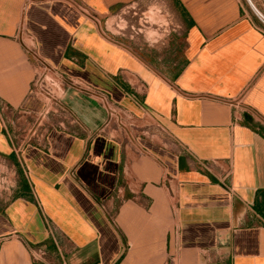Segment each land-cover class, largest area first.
Listing matches in <instances>:
<instances>
[{
	"label": "crops",
	"instance_id": "obj_1",
	"mask_svg": "<svg viewBox=\"0 0 264 264\" xmlns=\"http://www.w3.org/2000/svg\"><path fill=\"white\" fill-rule=\"evenodd\" d=\"M145 1L0 0V264H264V0H164L155 44L106 32Z\"/></svg>",
	"mask_w": 264,
	"mask_h": 264
},
{
	"label": "rangeland",
	"instance_id": "obj_2",
	"mask_svg": "<svg viewBox=\"0 0 264 264\" xmlns=\"http://www.w3.org/2000/svg\"><path fill=\"white\" fill-rule=\"evenodd\" d=\"M149 2L150 4H147L146 0L139 4H131L119 10L117 15L111 14L105 23L106 32L129 44L138 40L155 44L175 37L177 32L172 29L175 28L177 18L167 10L163 4L164 0ZM254 4L257 10L264 13V8L256 1ZM18 175L16 166H13L10 160L0 157V207L16 194Z\"/></svg>",
	"mask_w": 264,
	"mask_h": 264
},
{
	"label": "built area",
	"instance_id": "obj_3",
	"mask_svg": "<svg viewBox=\"0 0 264 264\" xmlns=\"http://www.w3.org/2000/svg\"><path fill=\"white\" fill-rule=\"evenodd\" d=\"M253 11L260 24L262 31L264 32V13L257 10L256 8H254ZM33 59L34 60L36 59L35 56L33 57ZM36 61L39 60L36 59ZM45 71H44V76L42 78H36V80L34 81V85L35 88L38 89V91L43 95L45 99L43 113L47 114L48 112H50L52 103L54 104V107H57L58 105H57V100L55 98L56 96L52 93V86H54L55 84V78L52 77L51 75H48ZM44 84H46V86H44ZM231 103L233 104V115L235 116V119L238 118L237 115L247 110L241 104L239 99L233 100ZM33 250H34V254L43 253V249L41 247H37ZM34 254L33 257L35 258Z\"/></svg>",
	"mask_w": 264,
	"mask_h": 264
},
{
	"label": "trees",
	"instance_id": "obj_4",
	"mask_svg": "<svg viewBox=\"0 0 264 264\" xmlns=\"http://www.w3.org/2000/svg\"><path fill=\"white\" fill-rule=\"evenodd\" d=\"M8 158H9L10 160H12V161H13V158H12V156H10V155H9V156H8ZM19 179H20V178H19Z\"/></svg>",
	"mask_w": 264,
	"mask_h": 264
}]
</instances>
